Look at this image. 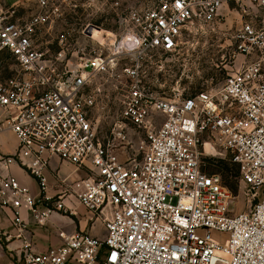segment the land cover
Wrapping results in <instances>:
<instances>
[{"label": "built area", "instance_id": "obj_1", "mask_svg": "<svg viewBox=\"0 0 264 264\" xmlns=\"http://www.w3.org/2000/svg\"><path fill=\"white\" fill-rule=\"evenodd\" d=\"M74 2L0 6V57L11 61L0 76V133L9 129L18 141L15 156H1L0 164L17 162L39 187L35 195L0 170V210L10 213L21 236L27 227L23 209L43 225L53 211L75 215L65 203L72 199L106 233L60 232L62 244L43 253L27 245L25 262L264 264V0H156L122 17L124 34L109 38L106 53L70 56L63 41L57 52L43 48L40 32L61 16L63 4ZM232 4L249 17L235 35L237 50L249 60L219 89L168 99L142 84L147 57L181 51L185 37ZM93 38L102 44L107 39L104 32ZM120 60L127 62L121 71L130 82L106 144L95 118L104 91L99 77ZM156 116L163 117L158 126ZM129 129L141 143L136 156L122 159L115 149L126 148ZM216 147L238 165L249 195L259 196L250 211L231 212V191L219 174L205 172L202 158ZM54 157L83 175L51 182L47 170Z\"/></svg>", "mask_w": 264, "mask_h": 264}, {"label": "rangeland", "instance_id": "obj_2", "mask_svg": "<svg viewBox=\"0 0 264 264\" xmlns=\"http://www.w3.org/2000/svg\"><path fill=\"white\" fill-rule=\"evenodd\" d=\"M155 2L156 0H76L68 5L63 4L61 16L40 32V45L52 52H57L61 49L60 43L63 41L62 45L70 56L72 51H80V56L89 55L92 50L95 51L93 52L95 55L106 53L109 38H118L124 34L125 26L122 17L133 8H147ZM245 3L253 12L257 10L254 4L248 1ZM3 5L5 4L0 3V6ZM25 13L26 10H23L21 15ZM246 20H249V17L242 12L239 5L232 4L228 8H223L216 21L204 28L196 29L192 35L185 37V45L181 51L158 53L147 57L143 65L145 74L142 77V84L154 91L156 95L168 99L186 98L202 91L219 89L228 75L235 71L242 62L249 60V57H245L237 50L235 37ZM256 20L258 22L260 17ZM90 25L96 26L98 33L88 32ZM103 31L107 38L104 44L93 38L99 37ZM3 59V56L0 57L1 77L8 73L11 64L10 60ZM125 63L127 62L120 60L119 64L109 73H104L99 77L104 91L99 98L95 118L99 134L106 144L111 138L112 131L117 127L119 114L127 97V84L130 80L122 75L121 71ZM162 120V116H156L155 126H158ZM128 132L130 141L126 143V148L120 145L115 149L122 159L136 156L141 143L136 132L130 129ZM115 143L118 144V141ZM202 160L205 164V172L219 174L223 184L231 191L230 211L233 213L250 211L259 196L253 198L249 195L248 187L242 182L240 173H238L239 167L232 162L230 155L216 147L208 155L203 156ZM223 161L229 164L226 165ZM75 177L72 175L71 180ZM258 192L262 195L261 189ZM84 211L83 207L78 206L76 218L66 217L72 218L75 222L80 221L81 224V221L86 218L83 216ZM93 224L94 228L89 233L104 237L106 231L102 223L89 220V226ZM216 235L217 238H221L220 233Z\"/></svg>", "mask_w": 264, "mask_h": 264}, {"label": "crops", "instance_id": "obj_3", "mask_svg": "<svg viewBox=\"0 0 264 264\" xmlns=\"http://www.w3.org/2000/svg\"><path fill=\"white\" fill-rule=\"evenodd\" d=\"M22 2L23 0H0V3L5 5H14ZM17 148L18 141L15 134L9 129L2 131L0 133V157L15 156ZM0 170L6 174L16 176L35 195L38 194L39 187L37 180L24 171L17 162H11L8 168L0 164ZM72 175L76 176L75 179H78L83 174L71 164L61 162L56 157L51 159L47 170V176L51 182H59L60 180L71 182L73 181L71 180ZM51 193H54V191H51ZM65 203L75 209V215H66L64 213L63 215L61 212L53 211L43 225L37 222L31 211L23 209L22 214L27 222V227L21 236H19V231L12 222L10 213L0 210V264H27L24 259V252L29 248L26 247L27 245L34 252L43 253L51 247L62 244V240L59 237L60 232H65L68 235L77 232H91L94 224L91 227L89 226V220H91L90 213L78 201L66 199ZM78 206L85 209L83 216L86 218L81 221V224L80 221L75 222L72 218L66 217L72 216L76 218ZM38 207L44 210L46 205L39 203ZM63 218H67V220L62 221Z\"/></svg>", "mask_w": 264, "mask_h": 264}, {"label": "bare ground", "instance_id": "obj_4", "mask_svg": "<svg viewBox=\"0 0 264 264\" xmlns=\"http://www.w3.org/2000/svg\"><path fill=\"white\" fill-rule=\"evenodd\" d=\"M88 32H90V33H98V28L96 26L90 25L89 28H88ZM102 34L99 37H97V38H100L102 36Z\"/></svg>", "mask_w": 264, "mask_h": 264}, {"label": "trees", "instance_id": "obj_5", "mask_svg": "<svg viewBox=\"0 0 264 264\" xmlns=\"http://www.w3.org/2000/svg\"><path fill=\"white\" fill-rule=\"evenodd\" d=\"M226 165H228L229 163H227V162H225V161H223ZM238 173H239V169H238Z\"/></svg>", "mask_w": 264, "mask_h": 264}]
</instances>
